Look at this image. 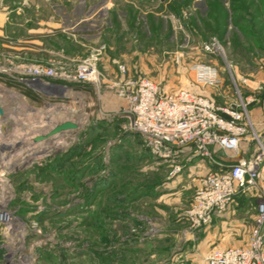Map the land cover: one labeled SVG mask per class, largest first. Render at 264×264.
<instances>
[{"label": "rangeland", "instance_id": "obj_1", "mask_svg": "<svg viewBox=\"0 0 264 264\" xmlns=\"http://www.w3.org/2000/svg\"><path fill=\"white\" fill-rule=\"evenodd\" d=\"M142 80L245 107L264 146V0H0V264H203L247 245L258 200L193 227L203 159L158 158L129 132Z\"/></svg>", "mask_w": 264, "mask_h": 264}, {"label": "built area", "instance_id": "obj_2", "mask_svg": "<svg viewBox=\"0 0 264 264\" xmlns=\"http://www.w3.org/2000/svg\"><path fill=\"white\" fill-rule=\"evenodd\" d=\"M204 50L218 52V41L212 39L204 45ZM91 74L88 68L82 69L78 77L87 78ZM216 76L215 70L197 71V77L204 83L214 84ZM129 95L125 110L128 130L139 134L155 156L173 160L191 151L194 157L209 165L199 179L187 211L193 227H208L215 217L239 206L237 199L240 197L258 200L247 245L213 251L206 256L204 264H264V146L259 142L245 107L242 111L234 107L217 108L208 98L187 91L162 95L144 80L138 82L136 94ZM249 129L260 143L262 153L253 154L249 159L221 162L216 151L237 153ZM0 214L6 215L3 210Z\"/></svg>", "mask_w": 264, "mask_h": 264}, {"label": "crops", "instance_id": "obj_3", "mask_svg": "<svg viewBox=\"0 0 264 264\" xmlns=\"http://www.w3.org/2000/svg\"><path fill=\"white\" fill-rule=\"evenodd\" d=\"M249 142H250V140L247 137V139L244 140L241 143L240 149H239V151L237 153H228V152H224L222 150H217L216 151L217 158L221 162H224V163L234 162V161H237L239 159H249L253 155V148H254V147H251V145H250ZM184 153H187L188 154L189 152L186 151ZM198 164L200 165V166H198V169H199L198 170L199 171L198 174L199 175H204L208 171V169H209L208 163H206V161L201 160L200 163H198ZM203 264H204V261H203Z\"/></svg>", "mask_w": 264, "mask_h": 264}, {"label": "water", "instance_id": "obj_4", "mask_svg": "<svg viewBox=\"0 0 264 264\" xmlns=\"http://www.w3.org/2000/svg\"><path fill=\"white\" fill-rule=\"evenodd\" d=\"M0 117H3V111L0 107ZM77 126L72 122H63L61 124L56 125L53 129H51L46 135L44 136H37L34 137L32 140L35 143H40L42 141L50 140L51 138H54L55 136L67 131L75 129Z\"/></svg>", "mask_w": 264, "mask_h": 264}, {"label": "bare ground", "instance_id": "obj_5", "mask_svg": "<svg viewBox=\"0 0 264 264\" xmlns=\"http://www.w3.org/2000/svg\"><path fill=\"white\" fill-rule=\"evenodd\" d=\"M35 82H37V78H35V79H31V83H35ZM1 104H2V102H1ZM1 104H0V107H1V109H2V111L4 110V108L1 106ZM4 113V112H3ZM36 115V114H35ZM46 126V125H45ZM41 127V126H40ZM44 127V126H43ZM38 129V128H37ZM4 148V147H3ZM0 221L1 222H4V223H6V224H10V222H9V220L7 219V216L6 215H4V214H0Z\"/></svg>", "mask_w": 264, "mask_h": 264}, {"label": "trees", "instance_id": "obj_6", "mask_svg": "<svg viewBox=\"0 0 264 264\" xmlns=\"http://www.w3.org/2000/svg\"><path fill=\"white\" fill-rule=\"evenodd\" d=\"M238 200V203H239V206L240 205H243L244 203H246V201L248 200L247 198L245 197H240L237 199ZM252 200V199H251Z\"/></svg>", "mask_w": 264, "mask_h": 264}]
</instances>
